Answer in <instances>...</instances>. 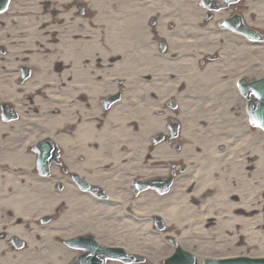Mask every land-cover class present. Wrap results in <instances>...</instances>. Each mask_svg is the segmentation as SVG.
Instances as JSON below:
<instances>
[{
	"label": "bare ground",
	"instance_id": "bare-ground-1",
	"mask_svg": "<svg viewBox=\"0 0 264 264\" xmlns=\"http://www.w3.org/2000/svg\"><path fill=\"white\" fill-rule=\"evenodd\" d=\"M70 2L11 0L0 13V165L13 166L0 169V227H4L0 228V253L6 242L2 232L6 238L21 236L26 244L22 251L5 252L1 264H67L77 253L66 247L65 240L86 232L115 241L129 253L143 255L149 264L162 262L176 245L196 256L200 264L206 258H264L263 141L248 151L247 158H233L230 166H224L223 155H216L213 135L237 128L242 132L238 119L227 120L224 115H215L213 109L194 107L197 104L179 108L183 137L180 152L186 161L193 160L195 166L192 168L188 163L185 174L178 176L167 192L143 189L134 197L123 188L129 182V174L131 180L133 177L155 180L165 173L161 156L176 154L175 140L155 146L149 141L151 134L165 133L163 116L152 115L146 103L138 104L140 108L136 109L127 103V98L109 110L100 127L98 123L84 121L71 135H64L63 130L72 119L69 106L81 96L82 82L87 81L81 71L82 57L85 51H94L82 39L85 27L81 18L72 16L74 9L68 7ZM260 4L259 18L250 23L264 29V1ZM121 19L120 24L104 27L107 51H102L103 56L112 53L128 56L139 50L140 43L134 41L133 16L125 12ZM189 30L187 27L184 34L188 35ZM205 34L204 38L188 36L194 45L186 53L188 65L179 79L188 77L184 73L199 76L192 67L194 59L189 58H194L196 46L213 42L217 37L211 27L206 28ZM226 42L229 43L226 49L231 46L233 53L246 56L249 62L259 59L260 66L248 67V74L256 76L259 70L261 74L264 42L246 47L233 34L226 35ZM189 50L185 48L186 52ZM23 67L31 68L32 72L21 81ZM65 78L70 80L68 88L61 83ZM218 96L216 91L209 98L217 102ZM7 104L17 117L5 122L1 107ZM91 109L96 113L94 106ZM36 124L41 131L32 129ZM44 134H52L63 144L77 136L81 138L84 147L80 149L86 151L87 157L92 156V161L76 163L72 158L71 167L96 178V183L97 177H101L95 175L97 154L116 158L120 162L116 174L123 177L109 187L116 189L120 198L106 203L95 201L90 195L75 194L72 190L70 193L67 187L66 191H59L55 187V179L61 178L59 173H55L54 179L38 172L32 166L36 156L25 150L26 140L33 142ZM119 136H127V141L118 142ZM95 141L99 144L97 148ZM122 158H128V162L121 163ZM43 215L51 219L39 225ZM157 218L161 220L160 227L155 224ZM165 240H173L170 249Z\"/></svg>",
	"mask_w": 264,
	"mask_h": 264
},
{
	"label": "flooded vegetation",
	"instance_id": "flooded-vegetation-1",
	"mask_svg": "<svg viewBox=\"0 0 264 264\" xmlns=\"http://www.w3.org/2000/svg\"><path fill=\"white\" fill-rule=\"evenodd\" d=\"M263 1L71 0L68 7L74 9L72 16L81 18L85 27L82 39L84 38L87 47L92 46L94 51H85L82 57L81 71L87 81L82 82L83 93L81 96L73 97L72 101L74 102L69 106L68 113L72 119L63 130L64 135H71L76 126L84 121L98 123V127H100L103 123L101 120L106 117L109 110L127 98V103L132 107L138 109L140 108L138 104L146 103L152 115L163 116L165 133L151 134L149 141L155 146L159 143L168 144L175 140L176 154L168 157H166L167 154H164L163 158L161 156V164L164 166L165 173L163 176H158L161 177L160 179L157 177L155 180L152 178L142 180L133 177L131 180L129 178L132 176L129 174V182L123 188L128 189L131 197L137 194V183L149 184L144 187L147 189H152V183L156 182L170 180L172 184L178 176L185 174L188 163L192 168L195 166L196 163L193 160L186 161L188 159H185L180 152L183 147V137L181 136L182 127L178 109L182 106L188 108L197 104L194 107H202L204 110L213 109L215 115H224L227 120L238 119L243 128L242 132L237 128V132L228 130L221 133L219 131L213 135L216 155L218 157L223 155L224 166H230L233 158L237 160L247 158L248 151L252 150L257 143L260 144V129L248 123L249 97L247 94L248 82L259 80L260 70L256 76H250L248 74V58L233 53L231 46L230 49H226L229 43H225V37L227 34L229 36L233 34L235 39L237 37L239 41L246 44V47H249L250 44L264 42L263 40L250 41L248 35L249 24L256 19L254 10L249 7L260 10L262 5L260 3ZM125 12H130L133 16V27L136 34H134L136 39L134 41L140 43L139 50L136 49L128 56L119 53L103 56L102 51L105 53L107 51V35L104 27L120 24L122 22L121 15ZM187 27L190 30L189 34L185 35ZM207 27H211L212 32L213 30L217 32L216 39L213 42L207 41L196 46V54L193 52L194 58H189L190 61L194 59L192 67L199 76L184 73L183 76L188 75V77L179 79L181 72L186 70L188 65L184 59L186 53L190 52L194 45V40L188 36L204 38ZM260 31L264 32L261 28ZM175 39L177 43H174ZM241 42H238L239 45L236 46L239 47ZM206 43L214 46L209 48ZM231 45L234 46L232 43ZM186 47L190 48L187 52L185 51ZM263 70L264 66L261 71L263 72ZM207 71L210 73L205 74ZM62 80L64 81L61 83L68 88L70 80L67 79L68 82L66 78ZM159 89H163V93L160 94ZM216 91L219 93V99L217 102H213L209 97ZM69 93L70 91L68 95ZM250 97L254 99L253 96ZM147 98H155V100ZM93 106L96 108V113H93L91 109ZM85 114H87V118H85ZM39 129L42 130L40 126ZM249 132L252 134L251 137ZM51 135L38 139L34 146L25 149H28L29 154L36 156L32 166L37 167L38 172L41 173L38 167L41 158L43 164H47V172L43 175L55 179V173H59L61 178L55 179V187L59 191L64 192L67 187L66 190L70 193L72 190L75 194L90 195L93 200L106 203H111L114 198H120L119 192L116 189L110 190L111 187H109L112 183H119V178L123 177L116 174L120 163L116 158L108 157L104 153L97 154L95 157L97 173L95 175H101V179L97 177L98 182L101 181V183L97 184L96 178L90 177L89 174H80L71 167L73 160L76 163L92 161V156L87 157L86 151L82 150L84 145L81 138L77 139V136L72 142L63 144L62 141L56 137L52 138ZM126 137L119 136L118 142H126L128 138ZM114 138L117 140L115 136ZM133 144H136V141ZM97 145L99 144L95 141V148ZM124 159L122 158L121 163L126 164L128 158ZM3 167L6 169L13 166L6 163L4 166L0 165V169ZM100 170L104 171L100 172ZM91 171V175H93L94 171ZM192 174L193 172L190 176ZM121 199L124 197L122 196ZM50 219L48 215H43L39 218L38 224L45 225ZM0 228L4 229L3 226ZM2 234L6 242L1 248L0 254L3 259H0V264L5 261V252L22 251L25 247V241L21 236L19 239L6 238V233L2 232ZM76 235L87 237L86 244L94 241V243L100 242V244L110 247L119 246L117 242L109 241L93 232L75 234L67 239L65 244L71 250H76L77 256L78 249L68 243V240L77 237ZM88 237H91L92 240H89Z\"/></svg>",
	"mask_w": 264,
	"mask_h": 264
},
{
	"label": "water",
	"instance_id": "water-1",
	"mask_svg": "<svg viewBox=\"0 0 264 264\" xmlns=\"http://www.w3.org/2000/svg\"><path fill=\"white\" fill-rule=\"evenodd\" d=\"M260 111L259 112V118H260V125L264 126V87H260ZM257 113L255 116V119L257 118ZM181 263L176 262L175 260H182ZM209 261H207L208 263ZM213 264H264V258L263 259H236V260H222L219 262L211 261ZM165 264H194V262L191 259H188L186 255L177 254L175 258H172L169 261H166Z\"/></svg>",
	"mask_w": 264,
	"mask_h": 264
},
{
	"label": "rangeland",
	"instance_id": "rangeland-1",
	"mask_svg": "<svg viewBox=\"0 0 264 264\" xmlns=\"http://www.w3.org/2000/svg\"><path fill=\"white\" fill-rule=\"evenodd\" d=\"M261 138H262V135L260 134V139ZM165 243H167V245L169 244V242H167V241ZM168 249H170L169 246H168ZM138 264H149V263L147 261H144V262H141V263H138Z\"/></svg>",
	"mask_w": 264,
	"mask_h": 264
}]
</instances>
